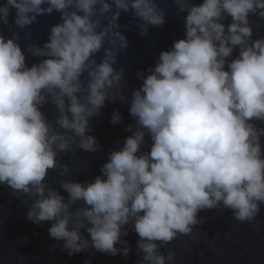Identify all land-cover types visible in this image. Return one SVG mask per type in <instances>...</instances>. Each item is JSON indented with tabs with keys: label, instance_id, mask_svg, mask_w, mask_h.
Returning a JSON list of instances; mask_svg holds the SVG:
<instances>
[{
	"label": "clouds",
	"instance_id": "obj_1",
	"mask_svg": "<svg viewBox=\"0 0 264 264\" xmlns=\"http://www.w3.org/2000/svg\"><path fill=\"white\" fill-rule=\"evenodd\" d=\"M172 3L184 14V36L136 72L141 83L130 94L125 68L116 67L130 24L119 20L130 13L133 30L147 36L166 23L160 0L0 4V25L19 30L0 31V186L22 200L26 219L51 222L49 237L69 256L127 258L134 232L136 264H175L168 246L181 236L196 240L200 213L212 210H228L259 233L264 36L254 35L252 18L264 21V0ZM54 11L60 19L46 42L22 45L21 32L31 40L26 30ZM29 55L38 62L29 66ZM108 102L128 107L130 135L107 153L98 175L81 182L64 157L100 151L91 121ZM123 118L116 109L110 123Z\"/></svg>",
	"mask_w": 264,
	"mask_h": 264
},
{
	"label": "water",
	"instance_id": "obj_2",
	"mask_svg": "<svg viewBox=\"0 0 264 264\" xmlns=\"http://www.w3.org/2000/svg\"><path fill=\"white\" fill-rule=\"evenodd\" d=\"M166 9V23L163 27H150L147 36H140L135 21L131 20V14L122 13L119 22L121 25L130 24L129 30L125 31L129 47L119 57L117 68L124 67L128 87L125 92L130 94L133 88L138 87L141 81L136 77L138 70L147 69L155 64L157 55L162 50H168L174 40L183 38L184 23L181 18L184 14H178L172 0H160ZM200 3L201 0H194ZM4 0H0V4ZM14 17H9L11 20ZM60 14L53 12L51 15H44L37 18V22L26 31L32 33L31 40L21 32L20 42L42 44L48 38L50 27L59 22ZM255 29V36H264V21L252 18ZM258 25V27H257ZM0 31L6 36L12 35L15 26L11 23L7 26L0 25ZM99 59V57H98ZM38 62L37 58L27 57L29 66ZM119 109L123 115L120 124L110 123L111 114ZM45 111L50 119L55 117V109L48 105ZM93 135L98 139L101 149L97 153H85L77 149V156L74 159L71 155L64 157L63 162L68 163L72 168L75 179L84 181L99 174L100 165L106 159L107 153L122 146L123 139L130 135L124 131L125 127L132 123L128 115V107L119 102H108L102 109L99 117L91 121ZM117 140L121 144L116 143ZM49 183L58 187V177L50 173ZM63 195H67L61 190ZM27 208L22 200L11 197L7 188L0 186V264H136L138 257L136 252V241L138 236L134 232L126 238L132 249L129 257L121 255L112 257L107 254L96 252L89 255L82 252L69 256L57 242L49 237L48 227L51 222L36 225L26 219ZM200 216L205 218L202 226H197L198 238L193 240L187 236H181L174 240L168 247L176 253L175 264H264V205L257 217L259 222V233L255 231V224L240 223L233 219L228 210L218 212L216 210L201 212ZM62 243V242H61ZM161 251H166L161 249Z\"/></svg>",
	"mask_w": 264,
	"mask_h": 264
}]
</instances>
